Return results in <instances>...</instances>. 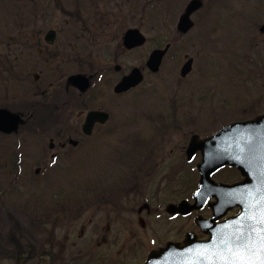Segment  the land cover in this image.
<instances>
[{
	"label": "rangeland",
	"instance_id": "1",
	"mask_svg": "<svg viewBox=\"0 0 264 264\" xmlns=\"http://www.w3.org/2000/svg\"><path fill=\"white\" fill-rule=\"evenodd\" d=\"M175 1L179 17L184 0H153L157 9L149 26L133 14L120 21L119 31H100L85 14L92 0H0V108L24 120L17 133H0V264H143L159 246L195 231L194 216L156 218L148 212L159 200L167 207L195 188L186 162L194 135L210 136L226 123L264 113V37L257 31L264 0H213L226 8L199 12L200 26L155 74L146 63L177 31ZM254 3L263 4L255 5L262 7L263 20L254 16ZM126 25L142 27L148 42L114 60ZM51 29L58 32L54 46L45 41ZM190 57L194 69L182 77ZM93 64L110 72L92 86L85 103L66 82L78 72L94 74ZM134 67H145L144 83L116 95V85ZM52 80L59 83L48 85ZM89 108L110 112L109 123L77 149L59 147L69 136L82 139L74 130ZM17 145L23 163L16 192L11 181L19 177ZM55 153L59 159H52ZM233 177L215 175L224 182Z\"/></svg>",
	"mask_w": 264,
	"mask_h": 264
},
{
	"label": "water",
	"instance_id": "2",
	"mask_svg": "<svg viewBox=\"0 0 264 264\" xmlns=\"http://www.w3.org/2000/svg\"><path fill=\"white\" fill-rule=\"evenodd\" d=\"M196 1L188 8L187 16L191 14ZM264 31V28L262 29ZM136 36L137 32H133ZM141 37V36H140ZM48 39V38H47ZM141 44L143 40L140 38ZM131 47V45H128ZM166 51H155L150 60V67L157 71ZM193 61L190 60L183 68L182 75L186 76L192 70ZM81 76L71 80L76 86L85 90L89 85H79ZM142 81L139 70L124 79L117 87L118 93L125 92L137 86ZM85 87V88H84ZM99 119L98 114L90 113L87 119L88 127H92ZM22 123V117L13 114L7 109L0 110V131L5 133L16 132ZM201 151L203 159L198 165L201 179L198 191L195 194L196 203L190 205L183 201L179 205H170L168 211L176 214H190L196 209L205 207L210 198H217L216 203H210L215 216L208 222L201 223L203 230L211 234L207 241L198 242L194 237L188 236L186 246L180 247L170 244L160 253H153L146 264H264V224L259 223L264 217V115L255 119L233 123L216 132L212 137L200 139L195 136L189 146L187 154L189 159ZM231 164L242 170L250 177L259 178V183L250 184L246 195L249 196L251 208L250 232L246 239L241 232L230 231L224 223L216 224L215 221L224 215L232 205L225 207V195L229 192L237 196L242 195L239 184L227 186L217 183L212 175L219 169ZM249 183L250 180H249ZM243 192V193H245ZM241 193V194H240ZM243 196V195H242ZM238 222L240 219L237 220Z\"/></svg>",
	"mask_w": 264,
	"mask_h": 264
},
{
	"label": "flooded vegetation",
	"instance_id": "3",
	"mask_svg": "<svg viewBox=\"0 0 264 264\" xmlns=\"http://www.w3.org/2000/svg\"><path fill=\"white\" fill-rule=\"evenodd\" d=\"M195 1L197 3H195L194 8L195 7H197V8L193 12H191V14H189L187 16L188 8ZM212 1L213 0H184L183 3H182L183 6H184L183 13L181 15H179V17L177 15L178 12L176 11V6H178V2L175 1L174 2V6H172L171 9H172L173 12H175L174 15H173V19L176 18V17H178V22H177V27H176L177 31L173 35L171 41H169L167 44H165V46H163L162 48L154 49L152 52H154L155 50L166 49V54L164 56L165 58H166V56L169 53H172L173 54L174 51H175L176 46L179 43V41L183 37H186L187 35H189L190 33H192V31H194L197 28V26H200V25H197V23L201 24L200 22H201V19L202 18L199 19V20L198 19L196 20V15L199 12H201L207 6H209L208 13H214L216 10H218L220 8H224V9L226 8L225 5L223 3H221V2L213 3ZM90 2H91V0H90ZM87 3H88V1H87ZM91 3H92L91 4L92 6H88L87 7V10H85V12L86 11H88V12H86L85 14L88 13L90 20H92L94 22H97V26H98V28H99L100 31H106V30L112 28V26H114L119 31V27L121 26V25H119L120 24V21L125 24L124 20L125 21H129L130 17H132L133 14H135L136 16H140L142 19L144 17V20L140 23V25L142 27L143 26L147 27V26H149L150 18L154 17V13H155V11L157 9V5H154L155 3L153 2V0H92ZM256 4H258V3H254L253 4L254 7H255ZM263 4L260 3V4H258V6H262ZM257 7H255V9H257ZM258 8L259 9H258V11L256 12V14L254 16H256L257 20H260V19L263 20L262 18L264 17V12H263V15H262L263 17L260 16L262 7H258ZM147 15H149L148 22L145 23V21L147 19ZM251 19H253V17H251ZM203 20H204V18H203ZM217 25L218 24H216V23L214 24L215 27ZM263 25H264V22L257 27V31L259 32V34L261 36L264 37V32L261 31ZM142 27H130V26H127V25L124 28L121 27V28H123L122 29L123 30L122 45H121V49L119 51H117L116 53H114V55H113V59L114 60H122L129 53L135 52L137 49L142 48L143 46H145L147 44L148 37L145 34V32L143 31V28ZM49 32H51L53 34V40H52L53 42H51V43L46 42V43L49 46H54L56 44L57 40H58V32L55 29H51L47 33H49ZM133 32H137L138 35L136 36ZM47 33H46V35H47ZM140 36H143V37H140ZM140 38L143 40V42L141 44H137L136 46H132V45H134L136 43L141 42V40H139ZM45 41H46V36H45ZM127 41L131 45V47L128 46ZM52 57H55V55H52ZM149 58H150V56H149ZM190 59L193 61V63H192V71H193L194 65H195V58L190 57V58L187 59V61L190 60ZM81 61H83V60H81ZM148 61H149V59H148ZM148 61L146 63V67L147 68L149 66ZM186 62L183 64L182 68L184 67V65L186 64ZM85 65H86L85 62H81L80 68H84ZM99 67L100 66H96V65L93 64V66H91L90 68L92 69V71L94 72V74H91V75H86V73H82V72L75 73V74H83V75H86L90 79L89 85H91V86L88 88L87 91H85L84 93H82L81 91H79L76 88L69 87L68 86V85H70L69 84V78H70L71 75L67 79L66 89L69 90V89L73 88L76 92H79L80 94L82 93L83 96H81V95H79V96L81 98H83V101H85V103L91 101V99L93 97V94L92 93L91 94L90 93L88 94V92L90 91V89L92 88L93 85H101V82L99 81V79L102 80V75H103V78H104V73L107 74V73L110 72V68H108V67H103L104 69H102V67L101 68H99ZM134 68H136V67H134ZM134 68H132L130 70V72ZM137 68H139L140 72L145 73L144 70H143L145 67L144 68L137 67ZM121 69H122V66L121 65H117L116 66V70L117 71H121ZM192 71H191V73H192ZM58 83L59 82H56L55 80H52V81L49 82L48 85H55V84H58ZM116 95L119 96V94H116ZM122 95H124V94H122ZM93 110H100L101 112H106L109 115V120L105 124L96 123V125L94 126L93 133L89 136V135L85 134V132H84V124H85L86 117H87L88 113L90 111H93ZM83 115H84V119H83V122H82V125H81L80 129L76 128L74 130V131L78 132L77 134H79V132L81 133L80 136L82 137V139L81 140H77L79 142L78 145H72L70 143V138L72 136L71 137L70 136L69 137L67 136L68 137L67 138L68 141L65 142V143L64 142H60L59 145H58L59 147H61L62 149H65L68 145H70L71 147L77 149L81 145V143H84L86 141H89L94 136V134L99 130V128L105 127L109 123V121L111 119V116H112L110 112L106 111L103 108H89V109H86V110H84L82 112L81 116H83ZM69 131H70V129H67L66 131L65 130H61L59 135L60 136H66L67 135V132H69ZM51 146H52V144H51ZM56 147H57V145H56V143H54L53 144V147L51 149L52 150H55ZM21 154H22L21 155L22 156L21 157V162L20 163H17V165H16L17 166V169H18L17 175L19 177L15 178V179H12V181H11L12 184L15 186V191L16 192H17L16 185H17V182L19 181L20 176H21L22 163H23V161H22V159H23V153L21 152ZM56 156L58 158H60L61 155H60V153H55V154L52 155V158H54ZM197 160H198V155L193 160L195 162V166L198 163ZM193 161L192 162H189V163H193ZM48 164H50V162ZM223 171L224 172H230L234 176L233 179H231V180H229L227 182H224L226 184H229V185H232V184H235V183H243V184L244 183H248V184H250L249 181H247L248 179L250 180L251 184H257V183H259V178H257V177L248 178L244 174V172L238 171L237 169H235L233 167L227 166L226 168L223 169ZM191 172L196 175V179H197V176H198L197 170L196 169L195 170L194 169H191ZM9 180L10 179H8V181ZM247 188H248V185L246 184L245 187H244V189H247ZM11 190H12V188L9 189L8 192H10ZM4 194H6V192ZM243 198L244 199L242 200V205H243V207L245 209V217H244V220H245V222H247V221L250 220V217H249L248 212H249V210L251 208V203H250V200H249V196L244 195ZM185 199H188L189 201L192 202V199L191 198H185ZM182 200H184V199H182ZM166 210H167L166 203L165 202H161L159 200L156 203V206L152 209L151 212H148V214L149 215L154 214V216L156 218H161L163 215H165L167 213ZM239 213H241V208L240 207H235L234 209H232L231 211L228 212V215L225 216V219L234 217V216L238 215ZM194 214L196 215L197 213L196 212L193 213L192 216ZM201 214H203V216L205 218L211 217L210 215H208V209L203 210L201 212ZM170 216H171L172 219H173V217L175 219L176 218L183 219L182 216H180V215H175V216L174 215L173 216L170 215ZM192 216H189L187 218H191ZM182 241H183V239L182 240H179L177 242H182ZM167 243L168 242H166L164 245L159 246L155 250L162 249L163 247H165L167 245ZM147 259H148V257H147Z\"/></svg>",
	"mask_w": 264,
	"mask_h": 264
},
{
	"label": "snow or ice",
	"instance_id": "4",
	"mask_svg": "<svg viewBox=\"0 0 264 264\" xmlns=\"http://www.w3.org/2000/svg\"><path fill=\"white\" fill-rule=\"evenodd\" d=\"M259 223L264 224V217H261ZM262 240H264V237H261Z\"/></svg>",
	"mask_w": 264,
	"mask_h": 264
}]
</instances>
